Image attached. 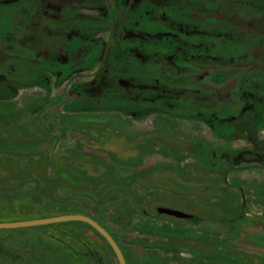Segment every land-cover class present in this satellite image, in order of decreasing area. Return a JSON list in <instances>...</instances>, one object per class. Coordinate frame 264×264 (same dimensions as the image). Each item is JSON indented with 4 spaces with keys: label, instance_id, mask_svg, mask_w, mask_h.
Returning <instances> with one entry per match:
<instances>
[{
    "label": "flooded vegetation",
    "instance_id": "obj_1",
    "mask_svg": "<svg viewBox=\"0 0 264 264\" xmlns=\"http://www.w3.org/2000/svg\"><path fill=\"white\" fill-rule=\"evenodd\" d=\"M91 3V0H0V28L9 23V30H0V90L13 93L15 100L33 103L38 95L37 84L45 85L46 92L52 97L54 91L57 94L67 83V78L74 75L76 90L70 100L73 104L85 103L83 97L89 103L110 95L119 98L114 105H124V116L137 120L139 126L159 122L157 129L165 131L172 127H162L160 123L169 116L177 122H182L185 117L189 126L196 123L204 125L205 129L207 125L213 129L197 136L182 131L188 137L185 141L166 135H149L137 144L121 143L112 138L99 140L98 134L92 137L77 134L95 141L91 145L83 138L70 135L79 141L75 146L79 149L87 150L85 147L98 144L96 150L88 149V153L97 151L103 154L104 161H95L80 152L79 156H73L68 151L61 156L62 162L56 164L52 161L53 151L47 149L48 144L53 140L52 147L55 144L65 149L63 141L67 138L55 141L57 136L53 130L54 135L39 140L40 153H50L51 167L46 170L43 164H37L33 171L21 172L45 180L47 192L56 195V200L62 195L73 196L63 200V204L57 201L56 206L61 211L52 217L84 216L94 220L110 235V229L114 233V229L134 231V240L126 241L139 245L143 251L144 257L132 254L136 264H140L141 258L163 264L156 248L173 245L178 246L173 248V251L177 250L173 258L177 256L183 262L264 264V212L248 209L246 205L249 201L264 205V0L178 2L170 4L171 9L163 10V13L162 5L148 4L144 0L130 2L131 6L125 0H112L100 7ZM192 7L197 9L194 11ZM145 14L153 27L158 22L159 29L175 30V37H164V34L159 41L153 39V45L147 46L143 36L130 33L131 27L144 21ZM92 27L97 29L92 31ZM129 39L134 42V47L127 50L124 44ZM164 45L165 49L162 48ZM97 48L101 51L104 48L105 60L101 56L94 61L86 60ZM21 74L26 76L23 82H19ZM31 85L34 89L30 90L28 86ZM155 109L161 112L156 114ZM59 113L57 109L46 115L51 117L54 125H60L54 118ZM29 117L26 115L27 123L31 122ZM7 123L14 125L8 126L12 130L19 125L18 121H10L5 116L0 133L4 132ZM151 127L147 125L148 132ZM215 133L218 145H223L224 150L255 154L257 160L261 156L260 166L236 165L232 168L233 179L237 182L235 188L214 185L212 181H226V178L209 177L207 162L191 155L197 150L193 144L196 138L206 134L209 136L206 139L211 140ZM189 140L192 143H188ZM110 143L117 155L137 153L141 162L137 167L112 161L106 163ZM163 147L180 151V154L173 155L161 149ZM154 156L159 157V162L149 164L148 159ZM224 163L225 168L230 167ZM179 167L183 170L182 177L174 172V168ZM113 170L126 172V183L111 180ZM197 173L203 182L197 180ZM130 180L133 184L128 185ZM51 182H55L54 187ZM184 182L194 184L187 188L183 186ZM200 182L204 188L198 185ZM31 185L28 191L31 193L25 194L28 198L44 193V188H37V183ZM136 187L138 195L133 192ZM127 191H130L129 195ZM173 192L209 196L217 202L214 203L217 210L208 212L200 208L202 212L193 213L172 207V204H161L168 201ZM10 195L21 197L15 192L6 196ZM117 215L124 216L126 221H120ZM148 217L160 219L159 222L161 219L177 220V226L184 228L177 229V234L190 230L204 238L184 240L145 234L142 221ZM64 223L86 224L89 227L84 226L95 233V229L84 222ZM165 224L164 228L167 227ZM79 241L89 243L102 255L98 260L100 263L113 256L108 247L102 251L87 238ZM187 244L202 254L183 249L182 246ZM146 247L154 251L147 252ZM90 256L97 264L93 254ZM124 257L130 264L129 253Z\"/></svg>",
    "mask_w": 264,
    "mask_h": 264
},
{
    "label": "rangeland",
    "instance_id": "obj_2",
    "mask_svg": "<svg viewBox=\"0 0 264 264\" xmlns=\"http://www.w3.org/2000/svg\"><path fill=\"white\" fill-rule=\"evenodd\" d=\"M109 1L112 0H91V4L92 6L95 4V6L100 7L105 6ZM125 1L129 4L130 2L132 3L138 0ZM211 1L213 0H144V2L148 4H152L153 2H155L158 5H162L163 9L161 13H163V10L167 11L170 7H172L170 5L172 3H209ZM191 9L195 11V9L197 8L192 7ZM200 9L201 11L204 10V8ZM157 13L159 14V12ZM152 25L153 23L149 20L148 14H145L144 21H140L139 24L131 27L129 31L132 34L138 33L139 35L143 36V38L146 40L144 41L147 46L149 43L153 45V39L159 41V39H161L164 34V37H175V30H169L168 28L166 29L162 27H160L159 29L158 22L156 23L155 27H153ZM96 29L97 27L91 28L92 31H95ZM0 30H9V23L0 28ZM117 31H119V27H117ZM124 45L127 46V50H130L134 47V42L129 39L125 41ZM157 45L159 46V43ZM113 47L114 49L116 48L115 45H113ZM162 48L165 49V45ZM100 56L104 61L105 59L103 58L106 56L104 48L102 51L99 48L91 51L86 60L94 61L97 57ZM86 62L89 63L88 61ZM131 66L132 65H130V68ZM124 68H127V66H124ZM132 68L134 67L132 66ZM123 73H125L126 75L129 74L128 71H124ZM66 76H69V74H66ZM72 76L74 75H70L71 78L64 77L67 78V83L57 94L54 91L52 97L50 96L49 92H46L45 85L37 84L36 86L38 87V95L36 101L33 103H27L22 100H15L16 98H14L13 93L5 90H0V128L4 124L5 116H7L10 121L16 120L19 123L17 129L14 130L8 127L9 125H11L12 127L14 125L7 123V126H4V132L0 133V223H16L52 217L61 211V208H58L56 206L57 201L58 203L61 202L63 204V200L73 198V196L69 194L68 196H59L58 200H56L57 196L55 195V192V196H53L52 193L47 192L46 187L44 186L45 180H41L38 177L21 171H33L34 167L37 166V164H43L47 168L46 170H48L51 167L49 157V152L51 151H53L51 153L53 159L52 161L55 164L62 162L61 156L65 155L68 151L73 156H79L80 152V154L83 156L90 155L91 158H93V160L95 161H104L103 154L97 151L88 153V149L93 148V150H96V146H98V144L92 147H85L87 148V150L75 147L76 142H79L76 138H83L82 140L89 142V144L91 145L95 144V141H93L91 138L85 136L81 137L77 134L88 135L91 137L98 134V136H100L98 137L99 140L103 138H112L121 143L137 144V141H140L144 139L145 136L148 137L149 135L153 137L166 135L180 141H185L186 139L184 138L188 137L185 136L184 132L182 131H185L187 134H191L192 136H197L201 133H206L213 129V127H209L208 125L205 129L204 125H198L196 123H192L189 126L187 123L188 119H186L185 117L181 119L182 122H177L169 116L167 117L168 119H165V122L167 123H160L162 127H172L167 128L165 131H159V129H157V125H159V122H156L155 124L152 122L139 126L137 120L135 121V119L133 120L131 118L127 119L126 116H124L123 112L125 113V106L122 105L121 102H118L121 105H114V103H116L117 99L119 98H113L110 95L104 97L100 101H90L89 103L86 101L87 98L83 97L85 103L73 104L70 102V100H73L76 88ZM19 80V82L25 81L26 76L24 74H21L19 76ZM33 87L34 86L32 85L28 86V89H34ZM6 100L8 103L6 102ZM56 104L57 106L55 107ZM57 109L60 111V113L59 115L57 114L54 118L59 120L60 125L58 123V125H54L53 122H51V117L49 118V116L46 115L47 112L55 111ZM160 112V109H155L156 114ZM10 115L11 117L9 118ZM26 115H30V123H27L28 118H26ZM114 115H118L120 117H116ZM147 125H152V127L153 125L155 126L153 128L151 127V130L148 132V129H146ZM125 128H128V130H126ZM53 130L55 131V135L57 136L54 138L55 141H57L59 138H67L63 141L65 149H62L61 146L58 147V145L56 146L55 144L54 147H52L53 140H50L47 147V149L50 150L49 152H47L48 154L42 152L40 153V138H49L50 135L53 134ZM70 135H75L76 138H73L74 136L70 138ZM208 137V135L203 134L202 136H199L194 140L195 142L193 144L195 145V148H197V150L191 152V155L197 160H205L207 162V171L209 172V177L210 175H215L214 178H217L218 176H223L226 178V181H212L215 183L214 185L220 187V185L225 184L230 188H235L237 187V182H235L233 179L232 168H234L236 165H240L241 167L245 165H255L254 167L261 165V156L257 160V158H255V156L257 155L255 154H240L233 152L232 149L224 150L223 145H218L219 142L218 140H216L218 139L216 133L212 136L211 140H207L206 138ZM188 143L192 142L189 140ZM111 145L112 144L110 143L109 150L106 153L108 156L105 160L106 163L112 161L111 163L116 162L129 167H137V165L141 162L140 156H138L137 153H129L127 154V156H122L121 154L117 155L113 151V148H111ZM161 149H163L164 151H169L171 152V154L176 156H179L180 154V151H177L175 149H166L165 147ZM158 158V156H154L153 159L149 158L147 162L149 164L159 162ZM224 161L230 167L225 168ZM160 162L163 161L161 160ZM174 170L176 174L178 173L180 177H182L181 174L183 170H181L180 167L174 168ZM198 173L196 177L198 176L199 179L197 180L202 181V176ZM126 174V172L113 170L111 180H117L119 182L126 183ZM205 177L207 178V176ZM33 182L38 184V186L36 185L37 188H44V193L39 194L32 199V197L28 198V196L25 194L28 193L29 195L31 193H29L28 191L32 187L31 184H33ZM202 182H200L198 185L204 188L205 186H203ZM130 184H133L132 180H130L128 185ZM191 184L194 183H186L183 184V186L191 188V186H189ZM51 185L54 187L55 182H51ZM71 186L72 185L70 184V187ZM10 192H15L17 195L21 194V197L15 198V196L11 195L9 197L6 196ZM34 192L35 191H33L32 194ZM133 192L138 195V188H133ZM129 193L130 191H127L128 195ZM213 201L214 200L211 197L205 195H182L173 192L170 199L168 201H162L161 204H172V207H176L178 209L181 207L189 212L195 213L198 210L201 212L203 210H206L208 212L217 210V204H214L217 202ZM119 204H122V201L121 203L119 202ZM246 205L248 209L264 212L263 204L249 201ZM200 208L203 210H201ZM150 211L156 214L155 210L151 209ZM117 217L120 221H126V218L124 216L117 215ZM159 220L157 218L151 217L146 218V220L142 221V231L145 234H160L162 237L172 236L175 238H182L184 240L204 238V236L201 237L200 234L198 235L191 232L190 230H185L182 232V234H177V229L184 230V228H180L177 226V220L175 221L174 219H161L162 222H159ZM164 223H167L165 224L167 225V227L165 228L163 225ZM76 224L77 223H59L34 227L0 229V264H96L91 261V254H93L94 258L97 259V264H119V262H116L113 256L110 255L108 261H103L102 263H100L98 260H101L102 255L97 253L89 243L81 244L79 240L80 238H87L95 244V247L97 249L99 248L102 251L108 250L105 242L102 241L95 233L90 231L86 226ZM109 231L111 232V235H114V239L117 243H119L124 254L126 255V253H129V255L131 256V262L127 259L128 263L136 264L135 261L132 260L133 253L137 254V256L139 257H144L143 251L139 247V245H135L133 244V242L126 241L128 239L134 240V231L115 229L114 231H116V233H114L111 229ZM175 247L178 246L173 245L171 247L156 248V251H158L161 255L159 256V258H162L161 260H163V264H205L204 262H201V260L195 262H183L177 256L173 258L174 255H177V250L176 252L173 251V248ZM182 247L183 249H190V251L193 253L202 254V251L193 249L189 244H187L186 246L183 245ZM146 248L147 252L148 250L154 251L153 248ZM179 249L181 250L182 248ZM164 255L168 257H164ZM141 259L142 260L140 261V264H159L146 258Z\"/></svg>",
    "mask_w": 264,
    "mask_h": 264
},
{
    "label": "water",
    "instance_id": "obj_3",
    "mask_svg": "<svg viewBox=\"0 0 264 264\" xmlns=\"http://www.w3.org/2000/svg\"><path fill=\"white\" fill-rule=\"evenodd\" d=\"M74 221L84 222L89 224L91 227H93L108 242L110 247L113 249L115 255L117 256L119 264H127L120 246L110 235V233H108L103 227H101L94 220L84 216L67 215V216L49 217V218L16 222V223H0V229L17 228V227H34V226L51 225V224H58L64 222H74Z\"/></svg>",
    "mask_w": 264,
    "mask_h": 264
},
{
    "label": "trees",
    "instance_id": "obj_4",
    "mask_svg": "<svg viewBox=\"0 0 264 264\" xmlns=\"http://www.w3.org/2000/svg\"><path fill=\"white\" fill-rule=\"evenodd\" d=\"M84 225H86V224H84ZM86 226H88V225H86ZM89 227V226H88ZM91 228V227H90ZM92 229V228H91ZM93 230V229H92ZM94 232H95V234L102 240V241H104L105 242V244H106V246L109 248V250H110V252H111V254L113 255V258L116 260V262H118V260H117V258H116V255H115V253H114V251H113V249L110 247V245L108 244V242L97 232V231H95V230H93ZM118 245H119V243H118ZM120 246V245H119Z\"/></svg>",
    "mask_w": 264,
    "mask_h": 264
}]
</instances>
